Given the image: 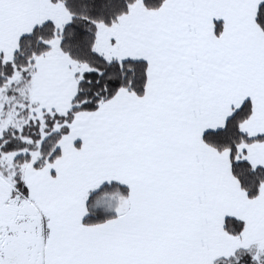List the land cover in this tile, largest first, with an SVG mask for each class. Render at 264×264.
<instances>
[{
    "label": "snow or ice",
    "instance_id": "6c2138e0",
    "mask_svg": "<svg viewBox=\"0 0 264 264\" xmlns=\"http://www.w3.org/2000/svg\"><path fill=\"white\" fill-rule=\"evenodd\" d=\"M0 264H264V0H0Z\"/></svg>",
    "mask_w": 264,
    "mask_h": 264
}]
</instances>
